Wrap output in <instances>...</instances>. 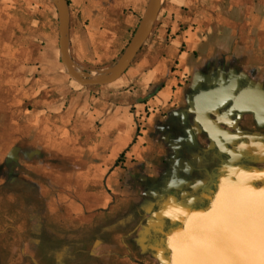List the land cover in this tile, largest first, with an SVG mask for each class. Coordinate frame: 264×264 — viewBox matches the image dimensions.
<instances>
[{"label": "crops", "instance_id": "crops-1", "mask_svg": "<svg viewBox=\"0 0 264 264\" xmlns=\"http://www.w3.org/2000/svg\"><path fill=\"white\" fill-rule=\"evenodd\" d=\"M68 2L70 55L98 73L150 0ZM59 25L54 0H0V264H156L147 234L166 217L165 143L203 84L231 72L264 84V0H162L131 66L105 85L68 74Z\"/></svg>", "mask_w": 264, "mask_h": 264}, {"label": "flooded vegetation", "instance_id": "flooded-vegetation-1", "mask_svg": "<svg viewBox=\"0 0 264 264\" xmlns=\"http://www.w3.org/2000/svg\"><path fill=\"white\" fill-rule=\"evenodd\" d=\"M219 88L230 90L208 98L202 108L210 112L200 116L215 126L213 135L196 120L195 97ZM258 88L264 89V84L231 72V76L193 91L186 123L178 135L171 132L165 143L168 155L163 159L159 183L154 185L163 194L166 217L164 225L147 234V242H160L162 248L165 233L183 225L186 218L182 212L209 209L224 182L235 177V169L264 171V93L252 92ZM249 108L257 113L246 111ZM254 184L264 186V177Z\"/></svg>", "mask_w": 264, "mask_h": 264}, {"label": "water", "instance_id": "water-1", "mask_svg": "<svg viewBox=\"0 0 264 264\" xmlns=\"http://www.w3.org/2000/svg\"><path fill=\"white\" fill-rule=\"evenodd\" d=\"M54 2L60 20L62 62L68 74L85 86L112 83L127 71L151 35L162 6V0H150L145 22L113 65L98 73L82 74L69 52V2ZM223 90L230 88L213 89L195 97L198 122L204 125L200 116L210 112L202 108L208 98ZM255 91L264 93V89ZM246 111L257 113L250 108ZM234 176L224 182L209 209L182 212L186 218L183 225L165 233L162 242L169 252V264H264V186L254 184L264 177V171L237 168Z\"/></svg>", "mask_w": 264, "mask_h": 264}, {"label": "rangeland", "instance_id": "rangeland-1", "mask_svg": "<svg viewBox=\"0 0 264 264\" xmlns=\"http://www.w3.org/2000/svg\"><path fill=\"white\" fill-rule=\"evenodd\" d=\"M81 71H83V70L80 69V72ZM81 73L83 74V72H81ZM85 73H88V72H85ZM156 200H157V204L155 205V210H158L159 208H164L165 212H166L167 209L165 208V206L163 204V199H160V197H158V198H156ZM163 247L162 248L160 247V249H162V250H155V252L158 253V255H159L158 260L156 261V264H169V252L166 250V248H163Z\"/></svg>", "mask_w": 264, "mask_h": 264}, {"label": "bare ground", "instance_id": "bare-ground-1", "mask_svg": "<svg viewBox=\"0 0 264 264\" xmlns=\"http://www.w3.org/2000/svg\"><path fill=\"white\" fill-rule=\"evenodd\" d=\"M75 67H76V69H77V71H79L80 72V69L78 68V66H76V64H75ZM201 120L203 121V123H204V125H205V127L214 135V133L213 132H215L216 130V128H215V126L213 125V124H211V123H209V122H206L202 117H201ZM241 175V174H240Z\"/></svg>", "mask_w": 264, "mask_h": 264}, {"label": "trees", "instance_id": "trees-1", "mask_svg": "<svg viewBox=\"0 0 264 264\" xmlns=\"http://www.w3.org/2000/svg\"><path fill=\"white\" fill-rule=\"evenodd\" d=\"M4 234H1L0 236L2 237ZM96 236H91L89 239H90V243L87 244V248L90 249L93 245V243L95 242V238ZM4 247L6 246V250H8L9 246L8 245H3Z\"/></svg>", "mask_w": 264, "mask_h": 264}]
</instances>
